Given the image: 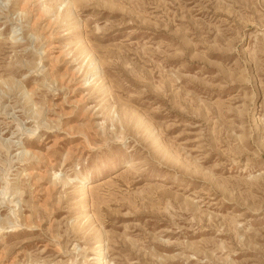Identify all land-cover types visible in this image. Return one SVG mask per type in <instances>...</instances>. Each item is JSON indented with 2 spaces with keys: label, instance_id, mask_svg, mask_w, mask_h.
<instances>
[{
  "label": "rangeland",
  "instance_id": "obj_1",
  "mask_svg": "<svg viewBox=\"0 0 264 264\" xmlns=\"http://www.w3.org/2000/svg\"><path fill=\"white\" fill-rule=\"evenodd\" d=\"M0 264H264V0H0Z\"/></svg>",
  "mask_w": 264,
  "mask_h": 264
},
{
  "label": "bare ground",
  "instance_id": "obj_2",
  "mask_svg": "<svg viewBox=\"0 0 264 264\" xmlns=\"http://www.w3.org/2000/svg\"><path fill=\"white\" fill-rule=\"evenodd\" d=\"M99 256H101V254H99Z\"/></svg>",
  "mask_w": 264,
  "mask_h": 264
}]
</instances>
